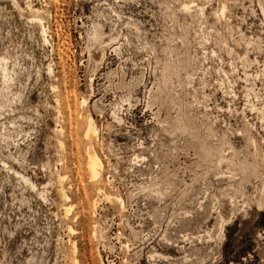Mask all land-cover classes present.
Returning <instances> with one entry per match:
<instances>
[{
	"label": "rangeland",
	"instance_id": "374dc122",
	"mask_svg": "<svg viewBox=\"0 0 264 264\" xmlns=\"http://www.w3.org/2000/svg\"><path fill=\"white\" fill-rule=\"evenodd\" d=\"M0 264H264V0H0Z\"/></svg>",
	"mask_w": 264,
	"mask_h": 264
},
{
	"label": "bare ground",
	"instance_id": "6f19581e",
	"mask_svg": "<svg viewBox=\"0 0 264 264\" xmlns=\"http://www.w3.org/2000/svg\"><path fill=\"white\" fill-rule=\"evenodd\" d=\"M168 69H169L168 65H165L162 68L161 80H162L163 86H166V83L169 81ZM177 124H179V126L176 128L182 129V126H181L182 123L180 120H177ZM91 125L92 124H90V122L88 123V121H87V128H86V134L85 135L88 138L92 134H94V131H95V129H92ZM253 145H255V143ZM216 148H217L216 152H213L214 150L212 148H210L205 153L207 156L213 157L214 159L216 158L217 166H221V164L228 163L227 164L228 166H231L232 168L238 170L242 174L243 181L245 183L249 180L251 175L256 174V172H257V169H256L257 161H256V154L255 153L250 152L247 149L246 153L242 156V158H240L239 152L235 150L232 157L227 158L224 154L225 151L230 150V149L233 150L234 148L231 146L229 140L227 139V137L224 134L222 136H220V138L218 139V142L216 143ZM251 150H252V148H251ZM102 169H103V165H102L101 160L99 159V157L96 155L95 152H91L88 156V170H89L91 178L94 180H98L100 177V173H101ZM62 195H63L64 199H68L67 195H65L64 193Z\"/></svg>",
	"mask_w": 264,
	"mask_h": 264
}]
</instances>
